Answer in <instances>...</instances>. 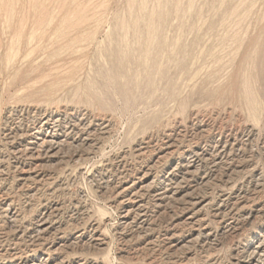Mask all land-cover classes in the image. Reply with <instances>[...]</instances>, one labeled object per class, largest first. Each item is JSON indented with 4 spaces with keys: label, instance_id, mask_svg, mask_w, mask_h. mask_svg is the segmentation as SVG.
Listing matches in <instances>:
<instances>
[{
    "label": "rangeland",
    "instance_id": "374dc122",
    "mask_svg": "<svg viewBox=\"0 0 264 264\" xmlns=\"http://www.w3.org/2000/svg\"><path fill=\"white\" fill-rule=\"evenodd\" d=\"M0 264H264V0H0Z\"/></svg>",
    "mask_w": 264,
    "mask_h": 264
},
{
    "label": "bare ground",
    "instance_id": "6f19581e",
    "mask_svg": "<svg viewBox=\"0 0 264 264\" xmlns=\"http://www.w3.org/2000/svg\"><path fill=\"white\" fill-rule=\"evenodd\" d=\"M195 137V136H194ZM48 140V139H47ZM197 151V150H196ZM173 173V172H172ZM168 187V186H167ZM163 200V199H162ZM166 200V199H165ZM171 204V203H170ZM133 209V208H132ZM128 212V211H127ZM130 212V211H129ZM138 215V214H137ZM135 219V218H134ZM173 219V218H172ZM130 224V223H129ZM176 229V228H175ZM166 241V240H165Z\"/></svg>",
    "mask_w": 264,
    "mask_h": 264
}]
</instances>
